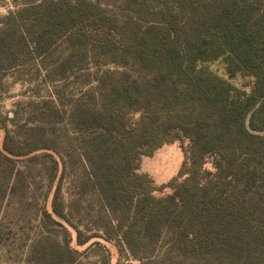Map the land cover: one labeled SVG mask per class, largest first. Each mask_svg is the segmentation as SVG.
Wrapping results in <instances>:
<instances>
[{"label": "trees", "instance_id": "obj_1", "mask_svg": "<svg viewBox=\"0 0 264 264\" xmlns=\"http://www.w3.org/2000/svg\"><path fill=\"white\" fill-rule=\"evenodd\" d=\"M5 19L0 70L32 62L64 88L83 73L54 120L80 138L108 236L150 264H264V0H35ZM175 141L180 175L157 196L142 159ZM49 234L31 261L75 264Z\"/></svg>", "mask_w": 264, "mask_h": 264}, {"label": "rangeland", "instance_id": "obj_2", "mask_svg": "<svg viewBox=\"0 0 264 264\" xmlns=\"http://www.w3.org/2000/svg\"><path fill=\"white\" fill-rule=\"evenodd\" d=\"M32 1L0 0V26L6 16ZM38 72L32 62L0 70V264H40L31 261L37 256L34 244L49 233L69 243L75 264H150L133 256L118 234L107 235L109 213L88 185V167L79 154L80 138L72 145L62 129L65 122L54 120L56 105L64 111L66 100L72 95L80 97L82 71H77L74 84L73 78L67 81L66 88L61 81L40 82ZM56 92L62 94L61 101ZM5 142L22 154L7 153ZM184 159L180 141L143 157L140 171L159 186L157 196L172 192L168 183L180 175ZM53 206L63 209L68 221L52 214L59 223L46 222L43 210L52 212Z\"/></svg>", "mask_w": 264, "mask_h": 264}]
</instances>
